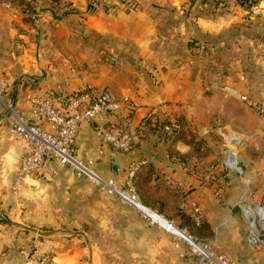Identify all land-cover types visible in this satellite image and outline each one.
<instances>
[{
	"label": "crops",
	"instance_id": "1",
	"mask_svg": "<svg viewBox=\"0 0 264 264\" xmlns=\"http://www.w3.org/2000/svg\"><path fill=\"white\" fill-rule=\"evenodd\" d=\"M32 1L0 0V77L8 75L13 82L7 100L27 113L34 95L60 98L83 88H108L120 103L110 119L136 133L138 145L129 153L107 149L99 170L123 183L129 167L146 159L136 185L145 202L165 215L180 202V191L168 187L162 176L169 162L166 155L188 158L179 157L173 176L203 201L214 221L224 225L220 243L218 239L222 251L238 264H264V241L251 242L242 234V225L231 219L235 202L227 178L244 180V176L229 174L221 178L218 190L213 189L202 180L205 167L198 166L193 146L163 128V123L177 121L182 128L188 123L199 135H207L221 127L225 145L231 146L244 143L246 137L264 139V117L239 98L241 93L256 100L264 98V0L252 6L253 13L261 16L254 24L243 14L217 12L213 1L206 0L194 5V14L181 0H133V6L128 4L131 0H44V15L34 23L23 15ZM168 6L176 9L175 19H180L170 29L174 37L185 39L189 32L193 38L201 37L202 47L211 54L216 41L224 46L234 39L238 41L234 62L217 57L221 61L217 64L212 58L209 68L202 71L189 58L177 59L167 53L155 10L166 11ZM210 39L214 43L209 46ZM214 65L221 68V82L214 77ZM39 125L51 130L45 121ZM10 129L6 108L0 103V184L8 170L17 176L24 153L23 144ZM98 145L96 125L85 122L77 138L78 154L88 159ZM213 159L210 155L207 161ZM263 160L244 161V174L264 172ZM199 168L204 171L198 172ZM260 184L264 185V178ZM19 185L21 202L28 206L22 221L39 227L48 247L60 249L53 264L177 261L179 245L162 226L150 224L139 211L117 196L98 191L55 159L48 160L43 174ZM68 232L83 239H69L65 237ZM74 239L96 249L87 261L65 250ZM204 239L217 247L214 239Z\"/></svg>",
	"mask_w": 264,
	"mask_h": 264
},
{
	"label": "built area",
	"instance_id": "2",
	"mask_svg": "<svg viewBox=\"0 0 264 264\" xmlns=\"http://www.w3.org/2000/svg\"><path fill=\"white\" fill-rule=\"evenodd\" d=\"M43 1L35 0L29 3L24 8L23 15L37 23L44 15ZM12 84L8 75L0 77V103L6 108L11 133L24 147L17 173L19 184L27 178L43 174L48 168V160L55 159L59 164L69 166L77 175L93 182L101 190L117 196L122 203L139 211L150 224L162 226L175 239L183 241L188 246V254L195 257L197 264H238L226 253L218 252L209 241L194 236L187 227L177 226L144 201L135 180L140 169L147 164L146 159L137 161L129 167L123 183H119L113 177H106L99 170L98 166L107 149L129 153L138 145L136 135L121 122L110 119L120 109V103L108 88L101 90L83 88L60 98L53 94L34 95L31 97L29 112L23 113L7 100ZM214 87L223 88L219 85ZM239 98L255 106L256 111L264 117V98L256 100L247 93L239 94ZM40 121L47 122L51 130L41 127ZM85 122L97 125L99 139L96 151L88 159L81 158L76 148L79 132ZM180 127V123L175 121L166 125L165 129L173 131ZM217 130L224 133L221 127ZM225 147L220 166L216 167V171L210 169L205 176L206 180L214 185L219 167L227 172L243 173L233 146ZM166 159L169 162L162 172L164 181L173 189L180 188L181 210L200 225L207 218L204 206L194 193L173 176L176 163L179 161L178 155L167 153ZM257 173L264 175V172L259 170ZM244 211L248 217L249 240L253 243L264 241V206L247 205ZM47 261V257L42 258V263Z\"/></svg>",
	"mask_w": 264,
	"mask_h": 264
},
{
	"label": "rangeland",
	"instance_id": "3",
	"mask_svg": "<svg viewBox=\"0 0 264 264\" xmlns=\"http://www.w3.org/2000/svg\"><path fill=\"white\" fill-rule=\"evenodd\" d=\"M158 1V0H157ZM184 6H186V10L192 12V8L197 2L203 0H181ZM209 3L212 2V7L215 11L219 12H230L235 13L237 15H245L247 19L251 20V23H255L260 19V15H256L253 13V9L255 6V2H252L251 5L242 6L239 3V0H206ZM262 1V0H257ZM258 2V3H259ZM129 6L136 5L133 0L128 3ZM173 5V4H172ZM244 8V10H242ZM155 14L158 16V21L160 19V33H162L165 38V44L162 45L166 46L167 53H171L173 57L177 59L181 58H189V61L196 63V66L201 69L202 71L209 68L211 63V59L215 60L217 64L221 58L226 61L234 62L237 50H235L236 44L238 41L234 39L226 41L225 45L222 46L221 41H216L214 43L212 39L209 41L210 44H217L215 48L214 54L210 53V49L203 46V39L200 38H193L191 34H187L185 39H178L177 36H173L172 29L176 21L178 23L180 19H175L176 16V9L173 6H168L167 10H160L156 9ZM194 14V13H193ZM258 17V20L256 18ZM31 20V19H30ZM31 22H33L31 20ZM194 34V33H193ZM184 36V34H182ZM161 44V43H160ZM208 59V57H210ZM217 57H219V61H217ZM221 63V61H220ZM216 68L213 70L214 77L217 82H221L220 76L223 73L218 74V69H221L220 66L214 65ZM223 69V68H222ZM237 88V86H236ZM103 89V88H102ZM101 90V89H100ZM242 92V91H241ZM242 94V93H241ZM182 138L191 144L194 148V153L197 157L196 162L198 166L204 165V169H206V165L208 162L207 158L210 155H214V159L210 164V169L216 171V167L220 166L224 152L226 151L225 147V138L223 134L220 133L219 130H214L210 134H205L206 132L202 133L201 135L198 134V130H192V128L186 123V125L182 128ZM179 129V130H180ZM223 131V129H222ZM208 137V140H207ZM235 149L239 161L240 166L243 169V173H237L240 177L244 176V180L241 178L233 179L227 178L230 182L229 187L231 188L230 195L232 196V201L235 202V207L231 213V219L235 220V225H242L244 236L248 235V217L246 212L244 211L247 205L252 207L256 206H264V185L260 184V178H264L263 175L259 174L258 171L255 170L254 173L248 172L245 173V169L243 168V162L249 160V164L254 161H260L262 158L264 159V139L259 137H246L245 142L241 144H237L233 146ZM212 159V158H211ZM204 160V161H203ZM210 161V160H209ZM264 161V160H263ZM194 163V162H193ZM206 163V164H205ZM196 164V163H195ZM203 168H199L198 172L204 171L201 170ZM201 170V171H200ZM253 170V169H252ZM219 173L217 175L216 186L218 190V185L221 178L224 175L228 176L229 174H233L236 172H227L222 168H218L217 170ZM209 172L205 170L204 174ZM223 175V176H222ZM246 175V176H245ZM204 176V177H205ZM17 176H12L10 171H7L6 177H4V182L0 184V264H53V256L56 255V250H60L59 248H50L47 246L45 241V235H40L37 229L39 227L32 228V226L27 225L25 221H22V216L24 211L28 209V206L21 202V197L19 195L20 185L17 181ZM87 182L92 186L95 187L98 191L105 192L97 187L93 182L89 181L85 178ZM206 179V178H205ZM249 180V182H248ZM234 181V182H233ZM168 186V185H167ZM169 187V186H168ZM211 187V185H210ZM171 188V187H170ZM215 189V188H213ZM180 191V188H177ZM111 194V193H108ZM113 195V194H111ZM195 195V194H194ZM115 196V195H113ZM197 196V195H196ZM199 199V197H197ZM225 198V197H224ZM221 197L220 199H224ZM204 206L207 212V218L200 224L202 226L196 227L193 225L195 223L192 219L187 217V213L181 210L180 202L178 203L177 209L172 211L170 214H163L167 217L170 221L174 222L177 226L185 227L187 226L189 230H191L192 234L198 238H210L214 239L217 242V251L220 253H226L222 251L218 244L222 238V231H223V224L212 219L210 210L207 206L203 203L201 199H199ZM184 212V213H183ZM186 214V215H185ZM189 216V215H188ZM190 217V216H189ZM191 218V217H190ZM193 222V223H192ZM246 226V227H245ZM246 228V229H245ZM229 233V231L227 230ZM48 234V233H45ZM73 232L66 233L65 237L73 238L74 236H78L79 238L83 239L81 235H72ZM77 234V233H75ZM174 238V236L172 235ZM175 242L179 245L176 247L177 253V261L173 264H197L195 257L188 254V246L183 243V241L179 239H175ZM221 245V244H220ZM85 246V247H84ZM250 248V247H249ZM69 254H74L76 257L82 258L83 262L87 261L90 257H92V253L96 250L93 246L88 248L86 242L83 240L76 242L74 239L72 243L65 249ZM84 250H87L86 252ZM230 258H232L228 253H226ZM47 257V262L42 263V258ZM233 259V258H232ZM235 261V259H233ZM236 262V261H235ZM237 263V262H236ZM142 264V263H140ZM170 264V263H167Z\"/></svg>",
	"mask_w": 264,
	"mask_h": 264
},
{
	"label": "trees",
	"instance_id": "4",
	"mask_svg": "<svg viewBox=\"0 0 264 264\" xmlns=\"http://www.w3.org/2000/svg\"><path fill=\"white\" fill-rule=\"evenodd\" d=\"M192 1H195V0H192ZM256 1V3H255V5L256 4H258V2L259 1H257V0H239V3H240V5H242V6H245V5H251L252 4V2H255ZM28 5V4H27ZM249 94V93H248ZM250 95V94H249ZM251 96V95H250ZM145 122H147V121H143V124H145ZM180 123V122H179ZM170 124V122L168 123V122H166V123H163V128L165 129V126L166 125H169ZM180 129V128H179ZM174 129L173 131H171V133H176L177 134V136L178 137H180V138H182V129ZM134 135H136L137 136V134L136 133H133ZM138 137V136H137ZM178 157H180V158H182V159H184V160H187L188 158H186V157H183V156H180V155H178ZM194 166H197V164H195ZM206 171H208V170H210V164L209 163H207V165H206ZM202 172V171H201ZM205 172V171H204ZM204 172H202V180H203V182H206V184L207 185H211V186H214L213 185V183L212 182H210V181H207L206 179H205V174H204ZM223 176V175H222ZM226 175H224V177H225ZM216 190H217V188H216V186L214 187ZM139 190V189H138ZM140 192V191H139ZM145 201V200H144ZM146 203H147V201H146ZM184 213V212H183ZM186 215V214H185ZM187 217L189 218V219H191L188 215H187ZM193 223V222H192ZM193 225L194 226H196V227H200V226H202V225H197L196 223H193ZM185 227H187V226H185ZM188 228V227H187ZM189 229V228H188ZM190 232H191V230H189ZM192 233V232H191Z\"/></svg>",
	"mask_w": 264,
	"mask_h": 264
},
{
	"label": "water",
	"instance_id": "5",
	"mask_svg": "<svg viewBox=\"0 0 264 264\" xmlns=\"http://www.w3.org/2000/svg\"><path fill=\"white\" fill-rule=\"evenodd\" d=\"M96 125V124H95ZM97 126V125H96Z\"/></svg>",
	"mask_w": 264,
	"mask_h": 264
}]
</instances>
